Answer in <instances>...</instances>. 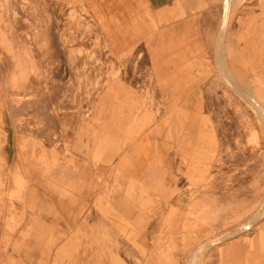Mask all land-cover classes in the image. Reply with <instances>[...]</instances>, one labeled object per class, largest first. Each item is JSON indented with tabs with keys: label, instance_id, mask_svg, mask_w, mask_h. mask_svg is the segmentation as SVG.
<instances>
[{
	"label": "rangeland",
	"instance_id": "rangeland-1",
	"mask_svg": "<svg viewBox=\"0 0 264 264\" xmlns=\"http://www.w3.org/2000/svg\"><path fill=\"white\" fill-rule=\"evenodd\" d=\"M229 2L195 0L196 13H208L203 22L195 15L194 38L201 41L195 54L210 66V110L196 111L192 128L172 126L174 112L153 110L147 93L144 109L131 115L134 125L115 127L122 134L118 152L139 134L166 133L172 164L159 173L169 183L146 192L145 206L129 208L122 236L100 240L99 254H68L66 264H264V0ZM128 54L112 50L81 0H0V163L12 150L3 120L13 118L23 152L33 148L37 158L41 147L62 150L68 173L77 162L105 165L87 152L111 139L107 124L119 96L135 102L130 84L152 78L129 79ZM43 118L58 119L60 127H42ZM29 119L38 125H27ZM158 119L168 126H153ZM43 130L44 138L36 133ZM24 240L11 233L0 239V264H49L27 254Z\"/></svg>",
	"mask_w": 264,
	"mask_h": 264
},
{
	"label": "crops",
	"instance_id": "crops-1",
	"mask_svg": "<svg viewBox=\"0 0 264 264\" xmlns=\"http://www.w3.org/2000/svg\"><path fill=\"white\" fill-rule=\"evenodd\" d=\"M81 1L112 50L129 52L123 59L130 64L129 79H136L137 74L152 78H138L141 79L138 86L130 84L131 93L137 96L135 102L123 96L116 101L117 107L107 124L114 128L110 130L111 139L103 143L101 150L87 152L104 157L105 165L101 167L77 162L75 170L68 173L67 156L62 150L41 147L37 158L33 148L25 153L21 150L20 138L12 134L18 119L3 120L1 125L8 128L12 150L2 153L0 163V239L8 233L17 239L25 238L26 253L36 255L37 259L45 256L49 264H66L68 254H73L75 260L83 253L99 254L100 248L96 246L102 243L100 240L116 234L122 236L120 231L130 222L129 208L145 206L141 197H146V192L160 191L169 183L170 176L164 178L159 173L161 166L165 174L169 173L172 164L173 145L164 141L165 132L163 136L156 135L157 130L139 134L124 150L117 149L122 134L115 127L133 124L131 115L144 109L141 107L143 95H154L153 110L174 112V118L168 123L172 126L176 122L192 128L195 112L206 114L211 108V96L205 84L210 66L195 54V46H200L201 41L194 38L195 15L200 14L201 22L208 15L206 9L196 13L195 0ZM37 121L42 127H60L58 119ZM27 123L38 125L34 119ZM168 124L165 119H158L152 125L166 127ZM36 133L46 136L45 130ZM209 134V130H204V157ZM47 154L52 155V161ZM24 158L26 162L21 164ZM46 162L51 166L48 171L44 167ZM100 175L101 183L96 178ZM83 239L90 240L91 249L84 250Z\"/></svg>",
	"mask_w": 264,
	"mask_h": 264
},
{
	"label": "bare ground",
	"instance_id": "bare-ground-1",
	"mask_svg": "<svg viewBox=\"0 0 264 264\" xmlns=\"http://www.w3.org/2000/svg\"><path fill=\"white\" fill-rule=\"evenodd\" d=\"M226 1H227V3H230V2H229L230 0H225V2H226ZM227 5H229V4H227ZM228 9H229V8H228V6H227V8H226V12H225L226 15L228 14ZM226 20H227V16H225V22H226Z\"/></svg>",
	"mask_w": 264,
	"mask_h": 264
}]
</instances>
